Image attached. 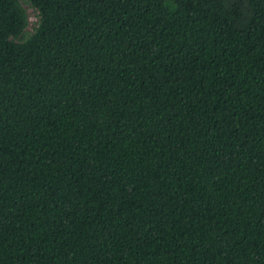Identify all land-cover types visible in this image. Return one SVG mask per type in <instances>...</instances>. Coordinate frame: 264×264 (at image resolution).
I'll return each instance as SVG.
<instances>
[{"label": "trees", "instance_id": "obj_1", "mask_svg": "<svg viewBox=\"0 0 264 264\" xmlns=\"http://www.w3.org/2000/svg\"><path fill=\"white\" fill-rule=\"evenodd\" d=\"M0 264H264V0H0Z\"/></svg>", "mask_w": 264, "mask_h": 264}, {"label": "rangeland", "instance_id": "obj_2", "mask_svg": "<svg viewBox=\"0 0 264 264\" xmlns=\"http://www.w3.org/2000/svg\"><path fill=\"white\" fill-rule=\"evenodd\" d=\"M25 6L28 8L29 16H30V24L28 29L32 30L33 26L35 25L38 16H37V11L35 10L34 7L30 6L29 4L25 3Z\"/></svg>", "mask_w": 264, "mask_h": 264}]
</instances>
